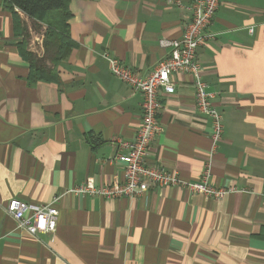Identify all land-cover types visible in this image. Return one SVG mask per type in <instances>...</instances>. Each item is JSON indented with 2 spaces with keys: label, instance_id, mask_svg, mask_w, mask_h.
<instances>
[{
  "label": "crops",
  "instance_id": "crops-1",
  "mask_svg": "<svg viewBox=\"0 0 264 264\" xmlns=\"http://www.w3.org/2000/svg\"><path fill=\"white\" fill-rule=\"evenodd\" d=\"M177 1L69 0L75 45L57 67L58 81L30 82L22 36L0 0V264H264V0H220L207 27L212 36L197 48L222 115L214 152L192 76L180 73L174 92L160 93L162 130L146 156L188 181L200 180L209 163L208 183L236 191L65 193L87 177L99 186L123 180L120 143L137 134L142 96L111 74L104 54L151 72L168 52L160 40L180 37L191 14V0ZM15 11L29 35L25 49L40 55L35 29L45 26ZM12 198L54 205L55 230L32 235L19 227L5 211Z\"/></svg>",
  "mask_w": 264,
  "mask_h": 264
},
{
  "label": "built area",
  "instance_id": "built-area-1",
  "mask_svg": "<svg viewBox=\"0 0 264 264\" xmlns=\"http://www.w3.org/2000/svg\"><path fill=\"white\" fill-rule=\"evenodd\" d=\"M220 0H191L190 16L183 26L180 37L161 39L160 44L168 48L167 55L158 62L155 68L146 75L122 63L118 58L104 54L109 70L113 76L127 84L133 91L140 92L141 124L136 136L121 142L125 153L124 174L121 182L107 185H96L92 177L65 190L75 195L102 196L116 198L121 196H138L150 188L182 186L192 192L202 193L207 197L221 198L236 188L216 187L208 183L210 175L209 163L205 166L201 179L188 181L182 179L172 169L154 164H147L146 156L162 126L158 115L162 109L160 93L174 92L173 74L188 73L192 76L194 102L198 111L208 119L210 125V153L214 152L223 133L222 115L212 101V94L206 90V82L202 78V68L197 60V48L212 36L207 31L211 24ZM177 4H181L178 0ZM252 31V28H249ZM61 195H57V201ZM5 211L30 234L51 233L57 225L58 210L52 204L29 203L17 198L10 199Z\"/></svg>",
  "mask_w": 264,
  "mask_h": 264
},
{
  "label": "trees",
  "instance_id": "trees-1",
  "mask_svg": "<svg viewBox=\"0 0 264 264\" xmlns=\"http://www.w3.org/2000/svg\"><path fill=\"white\" fill-rule=\"evenodd\" d=\"M2 3L13 14L15 33L22 36L19 47L29 63V81H58L57 67L75 45L69 34V0H2ZM15 8L30 18L34 25L37 23L45 26L41 32L40 55L25 49L29 35ZM259 237L264 239V225L261 226Z\"/></svg>",
  "mask_w": 264,
  "mask_h": 264
},
{
  "label": "rangeland",
  "instance_id": "rangeland-1",
  "mask_svg": "<svg viewBox=\"0 0 264 264\" xmlns=\"http://www.w3.org/2000/svg\"><path fill=\"white\" fill-rule=\"evenodd\" d=\"M35 30H36V34H35V35L39 37V38H38V40H39V39L41 38V37H40L41 33L39 32V30H38L37 28H36ZM35 46H36V45H35ZM36 49L39 50V45L36 46Z\"/></svg>",
  "mask_w": 264,
  "mask_h": 264
}]
</instances>
